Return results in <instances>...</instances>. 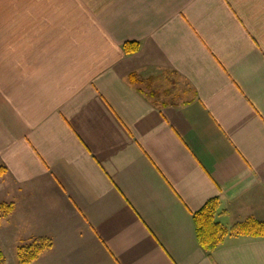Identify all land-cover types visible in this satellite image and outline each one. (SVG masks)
Segmentation results:
<instances>
[{"label":"crops","instance_id":"0c3cea01","mask_svg":"<svg viewBox=\"0 0 264 264\" xmlns=\"http://www.w3.org/2000/svg\"><path fill=\"white\" fill-rule=\"evenodd\" d=\"M0 165L28 264H264V0H0Z\"/></svg>","mask_w":264,"mask_h":264},{"label":"trees","instance_id":"16d2710c","mask_svg":"<svg viewBox=\"0 0 264 264\" xmlns=\"http://www.w3.org/2000/svg\"><path fill=\"white\" fill-rule=\"evenodd\" d=\"M125 54H131L139 49L137 41H126L122 45ZM129 80L136 83L139 78L135 73L129 75ZM6 168L0 166V175ZM9 208V207H8ZM219 199L217 197L208 200L199 210L193 213L195 234L198 244L210 254L226 235H244L251 237H264V220L248 217L244 221L237 222L230 228L223 225L218 219ZM52 241L47 237H36L27 244H21L16 248L18 264H28L35 260L46 248L51 247ZM0 264H5L4 254L0 251Z\"/></svg>","mask_w":264,"mask_h":264},{"label":"rangeland","instance_id":"374dc122","mask_svg":"<svg viewBox=\"0 0 264 264\" xmlns=\"http://www.w3.org/2000/svg\"><path fill=\"white\" fill-rule=\"evenodd\" d=\"M10 175L7 169L0 175V251L4 254L7 264H18L13 248H17L24 243L27 244L34 238L21 242L18 223L16 226V223L9 216L14 204L9 201V194L11 192L9 186L12 180V176Z\"/></svg>","mask_w":264,"mask_h":264}]
</instances>
